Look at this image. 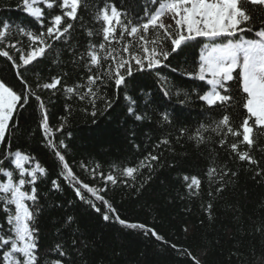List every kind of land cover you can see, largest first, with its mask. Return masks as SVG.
Listing matches in <instances>:
<instances>
[{"label":"trees","instance_id":"trees-1","mask_svg":"<svg viewBox=\"0 0 264 264\" xmlns=\"http://www.w3.org/2000/svg\"><path fill=\"white\" fill-rule=\"evenodd\" d=\"M105 2L114 3L133 18L144 13L145 0H86L88 7L78 9V17L82 20L74 22L76 30L71 46L77 53H83L90 40L101 41L99 36L88 37L87 31L100 27L94 14L97 6L103 7ZM20 5L21 0H0V21L11 22L13 32L15 25L20 24L30 25L33 30L38 28L39 25ZM255 11L256 24L259 25L264 12L259 8ZM45 12L46 23H50L51 17L60 14L61 9L45 7ZM251 36L249 34L246 38ZM9 39L13 42L19 39L23 45L27 44V38L19 34ZM204 43H207L205 38L190 42L181 55L174 54L169 58L171 67L151 72L134 71L127 79V87L121 86L117 90L113 83H109L103 94L112 101V107L105 110L106 105L97 101L95 117L90 114L89 100L81 101L62 88V85L83 84L86 80L85 69L82 64H73L74 57L67 46L57 42L54 51L38 58L28 70H20L23 80L37 92L44 105L42 109L40 101L29 97L28 103L15 117L14 134L8 137L13 150L20 149L35 157L46 169L47 174L40 176L36 184L42 209L37 217L40 253L47 250L48 259H60L61 264H193L190 256L179 251L186 249L202 264H264V177L255 175V170L264 169V137H260L251 150L258 165L238 161L218 142L197 144L188 138L201 124L210 125L220 115V110H209L197 98V92L203 94L209 89L206 81L191 79L184 74L185 69L198 63ZM9 51L18 61L15 50ZM57 52L60 54L59 63H54ZM172 67L178 71L173 72ZM157 72L167 77L171 93L168 97L161 91ZM64 73L68 75L64 76ZM54 76L62 77V85L57 89L36 87L51 82ZM0 81L18 93L25 88L17 69L6 57H0ZM178 91L179 96L176 95ZM185 93H188L187 97ZM125 94L136 102V112L145 115L144 120L138 121L128 113L130 102L125 99ZM44 111L47 112L53 142L58 144L59 140H64L67 148L61 150L62 154L76 175L90 185L102 187L105 182L99 176L93 179L91 172L99 165L97 172L112 173L118 181L129 180L127 185L106 182L107 191L102 194L117 208L121 218L155 229L168 244L144 235L139 229L104 222L99 213L79 201L72 187L60 177L59 161L44 140L40 127ZM240 111L237 109L233 113L236 123L240 122ZM162 112L173 117L171 124L162 122ZM62 123L63 131L57 132ZM181 128L188 130L183 136L179 133ZM164 138L169 139L170 144L155 148ZM149 153L160 157L159 161L153 162L154 171L142 169L134 174L137 176L135 181L121 175L126 167H138ZM82 164L86 167L82 168ZM222 165L236 175L223 182L218 178L210 180L208 169ZM184 175L200 178L198 195L189 194ZM52 180L62 182L59 190L52 187ZM132 184L135 187L130 186ZM217 187L222 190L217 192ZM209 192L213 195L209 196ZM209 203L212 208L206 210ZM69 216L73 217L71 223L67 222ZM4 223L6 218L0 212V224ZM58 244L66 252L62 258L54 250ZM172 244L177 248H172Z\"/></svg>","mask_w":264,"mask_h":264},{"label":"snow or ice","instance_id":"snow-or-ice-1","mask_svg":"<svg viewBox=\"0 0 264 264\" xmlns=\"http://www.w3.org/2000/svg\"><path fill=\"white\" fill-rule=\"evenodd\" d=\"M20 6L39 27L33 30L30 25L20 24L15 25L13 32L11 22L0 21V57L12 61L25 85L18 93L0 81V212L6 218V223L0 224V233H3L0 235V264H41V257L43 264H61L60 259H48L47 250L43 253L38 251L40 230L37 217L42 209L36 184L40 176L47 174L46 169L35 157L20 149L13 150L8 139L14 134L15 117L28 103L29 97H35L40 101V107L44 108L40 96L23 80L20 70H28V66L38 58L54 51L57 42L67 46L74 57L73 64H82L86 73L85 83L62 85V77L54 76L51 82L37 84L36 87L55 90L62 85L63 90L71 96H77L81 101L89 100L92 107L90 114L95 117L97 101L106 105L105 110L112 107V101L103 94L109 83L119 90L121 86L127 87V79L133 76L134 71L151 72L161 67H171L170 57L181 55L188 44L197 38H205L207 43L200 49L198 63L185 69L184 74L191 79L206 81L209 89L203 94L197 92V98L209 110H220V115L210 125L201 124L188 138L197 144L218 142L221 148L230 150L238 161L258 165L251 150L259 138L264 137V19L259 25L256 24L255 9L264 12V0H145L143 15L135 18L118 9L114 3L105 2L103 7L97 6L94 14V20L100 27L87 31L88 37L99 36L102 39L98 43L90 40L83 53H77L71 41L76 30L74 22L82 20V17H78V9L88 7L86 0H21ZM45 7H59L61 13L52 16L50 23H46ZM16 34L26 37L27 44L23 45L19 39L14 42L9 39ZM249 34H252L251 38H246ZM9 49L15 50L18 61L13 59ZM59 55L57 52L54 63H59ZM171 70L175 72L178 68L172 67ZM67 75L64 73V76ZM157 76L163 95L170 96L167 77L160 76L158 72ZM176 95L179 96L180 92ZM184 95L187 97L188 93ZM125 99L130 102L128 113L138 121L144 120L146 116L137 114L136 102L131 96L125 94ZM237 109L241 110L239 123L235 122L233 115ZM161 120L171 124L173 117L162 112ZM40 127L44 140L59 161L60 177L72 187L79 201L99 213L104 222L139 229L146 236L151 235L165 244L169 243L155 229L121 218L117 208L102 194L107 191L106 182L127 185L129 180L118 181L112 173L105 175L97 172V165L91 170L92 178L99 176L105 185L96 187L84 182L62 154L61 150L67 148L64 140H59L58 144L53 142L46 111L42 113ZM63 128L62 123L56 131L62 132ZM187 132L185 128L179 129L181 136ZM168 144L170 140L164 138L155 148ZM159 159L158 155L149 153L138 167H126L121 175L135 181L137 176L134 174L144 168L154 171L153 162ZM212 161L215 165L214 156ZM81 167L86 166L82 164ZM235 175L226 165L212 166L207 171L210 180L218 178L222 182ZM255 175L264 177V169L255 170ZM148 178L151 179V176ZM183 181L190 195L199 194L200 178L184 175ZM61 184L58 180L51 181L56 190L61 188ZM130 186L135 187L134 184ZM221 190V187L216 189L217 192ZM211 195L213 193L209 192ZM211 208L209 203L206 210ZM72 221L73 217L69 216L67 222ZM73 243L76 241L73 240ZM171 247L177 248L175 244ZM54 250L61 258L66 255L62 245H56ZM179 251L190 256L193 264H202L188 250Z\"/></svg>","mask_w":264,"mask_h":264},{"label":"rangeland","instance_id":"rangeland-1","mask_svg":"<svg viewBox=\"0 0 264 264\" xmlns=\"http://www.w3.org/2000/svg\"><path fill=\"white\" fill-rule=\"evenodd\" d=\"M165 22H167V18L165 17Z\"/></svg>","mask_w":264,"mask_h":264}]
</instances>
